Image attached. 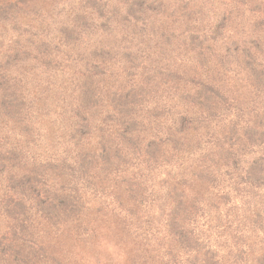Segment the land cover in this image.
<instances>
[{
	"label": "rangeland",
	"instance_id": "rangeland-1",
	"mask_svg": "<svg viewBox=\"0 0 264 264\" xmlns=\"http://www.w3.org/2000/svg\"><path fill=\"white\" fill-rule=\"evenodd\" d=\"M108 1L103 15L101 10L93 12L91 1L84 0L80 11L49 6L48 11L55 15L48 13L45 20L26 15L0 22V100L11 93L17 98L42 158L56 157V147L63 144L72 154L67 135L77 110L85 117L104 115L102 103L118 106L114 100L120 99L118 94L125 99L129 83L134 81L143 97L135 154L128 155L125 162L114 155L113 171L105 169L98 176L91 168L86 181L82 175L66 173V179L72 180L66 185L74 184L66 190L71 191L74 202L83 201L74 220L95 226L98 237L90 245L83 241L70 245L62 263L182 264L190 243L197 253L208 257L205 262L213 257V264H264V180L251 176L253 181H249L245 174L239 175L235 162L255 160L264 173V143L243 152L238 147L244 137L242 126L253 117L261 116L257 123L264 129V88L257 86L259 75L250 74L252 67H248L260 64L254 68L264 75V0H139L137 6H143L158 22L154 30L158 41L137 31L136 17H126L121 9L119 13L111 10L119 7L118 0ZM78 12L88 18L86 29L72 22ZM93 19L108 28L90 25ZM122 21L126 23L120 26ZM213 26L220 29L216 37L211 34ZM175 31L182 38L169 39ZM130 35L137 37H122ZM233 41L238 53L229 57L227 47ZM90 49H100L95 57L100 67L104 65L103 72L99 66L98 73L84 67L93 56ZM200 50L212 64L199 62V56L205 58ZM213 74L219 78L212 79ZM76 79H86L84 87L93 95L87 109L78 107L77 101L88 92L63 90L64 82L75 83ZM194 81L207 82L219 91L204 109L201 101L193 100L195 105L176 94L175 85L188 89ZM236 97L253 98L248 110L254 105L255 109L235 110L234 106H243L234 102ZM110 112L116 116L113 109ZM5 115L1 109L0 122L6 121ZM231 142L235 144L232 153L228 150ZM117 144L113 148L120 151V157L130 150ZM243 193L255 196L250 205L243 203ZM208 198L215 205L207 215L177 217L190 228V238L177 245L168 232L174 211L178 206L189 211L187 206ZM120 204L134 212L119 211ZM117 216L129 218L130 226H118ZM140 216L145 223L150 221L147 227L139 224Z\"/></svg>",
	"mask_w": 264,
	"mask_h": 264
},
{
	"label": "trees",
	"instance_id": "trees-1",
	"mask_svg": "<svg viewBox=\"0 0 264 264\" xmlns=\"http://www.w3.org/2000/svg\"><path fill=\"white\" fill-rule=\"evenodd\" d=\"M83 1L0 0V22L1 20H16L26 15L29 16V19L32 17L35 20H45L47 14L50 13L48 11L49 6L55 8L59 5L62 8L70 7L71 11H80L82 8L80 5ZM88 1L92 3L91 10L93 12L101 10L102 15L107 12L104 10L108 8V0ZM115 1L112 0L113 3ZM138 1L118 0L119 7L111 10L115 12L121 9L123 15L125 14L126 17H136L137 31H140V34L142 33L147 39L158 41L159 36L155 34L156 31L154 32L158 22L152 20V16L149 15L150 13L147 10L143 9V6H137L139 4L137 3ZM123 4H126V6L121 7ZM50 14L55 15L53 11ZM57 14L62 15L63 13ZM78 15L80 16L78 17ZM85 17L83 12H78L72 22L78 25L80 23V25L86 26V29L89 25L87 23L88 18L85 20ZM92 23L90 25L94 27L95 25H99L98 27L100 29L108 28L99 22H94V19ZM122 23L126 22L122 21L120 26H122ZM146 29L154 32V34L150 32L144 33ZM218 29L216 26H213L211 34L214 37L220 34V29ZM174 34L176 35V31L169 36V39L174 37L182 38ZM133 35L137 34L135 33ZM133 35L122 37L124 40H132V38L137 37ZM72 37L67 38V40L72 39ZM189 37H192V41H198L199 45L202 44L201 40L197 37ZM231 43L227 47L229 57H232V55L235 56L238 53V49L234 52L236 47L234 41ZM46 50L49 52L48 48ZM90 51L93 56L86 61L84 67L89 71L98 73V57L95 56L100 49L98 51L96 49H90ZM200 52L203 54L202 50ZM204 56L205 58L203 56L198 57L199 62L204 63L205 66L210 65L211 61L206 55ZM78 57H81L80 54ZM130 60L131 64L133 62L131 57ZM243 60H250V58L243 57ZM230 62L233 64L232 59ZM256 65L260 64L248 66L252 67L253 71L249 73L253 75L258 74L260 81L257 83V86L264 88V75L254 68ZM103 66H99L100 73L101 71L103 72ZM205 68V72H207V67ZM130 73L129 71L128 75ZM255 76L254 78H257ZM218 78L219 74L212 75V79L217 80ZM192 80H195V78ZM86 82V79H76L75 83H63V90L66 93L88 92L86 96L85 94L81 95L80 100L77 101V106L82 109L88 108V104L93 97L89 88L84 87ZM206 83L204 81H194L191 84V88L188 87L187 89L186 86L180 87V85H175L174 88L178 97H186L195 105H197L196 101L199 100L201 101L200 107L204 109L219 94L218 90L215 91ZM0 85L2 86V84ZM12 94L9 95V98L6 97V99L0 100L2 104L0 110L2 109L6 113L4 116L6 121L3 123L0 122V264H68L67 261L62 263V259L69 252L70 245L78 244L81 241L90 245L97 240L98 235L95 226H91L90 224L84 225L80 220H74L77 217V210L82 206L83 201L80 199L82 201L81 203L74 202L75 197L71 191L66 190L67 188H74V184L70 186L66 185L72 181L66 179V173H71L74 177L82 175L81 177H84L83 181H86L90 179L89 172L91 168L95 169V174L98 176L102 175L99 173L105 169L113 171L116 164L114 155H118L125 162L128 155L135 154L138 139L135 136H138L136 134L141 130L138 115L139 107L142 106L140 102L143 100V97L140 88L137 86L136 81H134L129 83L125 99L118 94L120 99L117 98L114 100L118 103V106L111 108L109 107V102L105 101L102 103L103 110H100L104 112V115H96L97 118L94 115L92 118L91 116L85 117L81 114L80 110H77V114L74 115L75 122H70L72 127L67 135V138L73 143V145L70 143L72 154L68 150V146L63 144V148L61 146L56 147V157L42 158L40 148L38 149V142L31 139L32 136H30L25 120L26 117L22 116V107L18 105L17 98L15 100L13 99L14 96ZM251 100L253 98L246 101V97H243L241 100L239 97H236L234 102L237 103L240 101L243 103V106L237 105L234 106V109L240 111V109L246 107L245 112L254 110L255 105L251 106L248 110V104ZM231 106L233 107L232 103ZM111 109L116 112V116L111 115ZM107 116H109L108 119H106ZM110 119H114L115 121H110ZM260 119L261 116L257 115L253 117V121H250L244 127L242 126V137H244L238 142V147L242 152L249 146L259 147V145L264 143L263 126L257 123ZM32 121L36 123V121ZM107 123H109L108 126ZM97 127H99L100 131H96L95 128ZM117 143H122L125 149L126 146L130 147L129 151L126 149L127 152L125 155L121 153L122 157L119 155L120 151L118 152V150L113 148L114 145H118ZM229 145L228 150L232 153L231 148L235 144L231 142ZM240 161L235 160L237 164L236 169H240L239 175L245 174L249 178V181H253L250 178L251 176L256 180H264V177H259L260 175L263 176L264 173L260 170L262 166H259L260 164L257 161ZM238 164H242V168H239ZM120 167L121 165L118 166V168ZM60 177H62V181H59ZM242 196L243 203L246 205H250L252 198H255L254 195L248 193H243ZM213 203L212 199L208 198L201 201L200 204L193 203V205L187 206L189 211L186 212L183 206L181 208L179 206L177 207L174 211L175 217L170 219L168 224V232L173 236L172 239L177 245L179 243H186V240L190 238L189 226L182 225V222L178 221L177 217L179 215H207L210 210H213L215 205ZM254 207L255 213L259 214L257 206L254 205ZM119 208V211L126 210L129 213L134 212L132 209L125 208L123 204H120ZM248 209L251 210V208ZM123 212L126 213L125 211ZM118 216L121 217L122 213L120 212ZM118 216L116 217L118 224L115 221L118 226L122 228L130 226L131 221L129 218L121 220L118 219ZM208 216L214 219L211 214ZM140 223H145L143 216L139 217ZM149 224L150 221L148 220L144 225L147 227ZM209 226L216 228L214 223H210ZM195 250V245L188 243L187 251L189 252L184 255L182 264H201V262L203 264H213V257H209V260L205 262L208 257H203ZM173 260L171 259V261ZM136 264L139 263L137 262Z\"/></svg>",
	"mask_w": 264,
	"mask_h": 264
}]
</instances>
